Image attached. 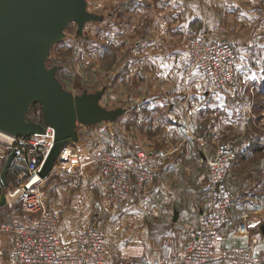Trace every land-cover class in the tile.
Instances as JSON below:
<instances>
[{"label":"crops","instance_id":"crops-1","mask_svg":"<svg viewBox=\"0 0 264 264\" xmlns=\"http://www.w3.org/2000/svg\"><path fill=\"white\" fill-rule=\"evenodd\" d=\"M168 22L161 21L165 26ZM185 24L171 22L183 30ZM211 25L210 28L214 26ZM165 26L152 36L148 54H140L143 61L153 66L147 71L151 82L142 81L136 100L121 105L118 119L105 122L107 128L90 124V132H98L100 142L110 150L130 156L134 144H139L146 151L166 153L165 163L154 184L140 197L119 202L109 194L99 171L89 162L91 144L72 140L78 145L83 163L79 183L73 185V174L63 172L48 184L49 204L62 215V250L72 248L70 235L77 223L100 221L105 210L112 214L123 205L136 209L141 219L137 224L141 226L133 232L120 228L125 231L121 235L112 233V225L109 226L107 254L113 264H152L157 258L177 253L187 242L205 203L208 169L199 157L213 155L225 143H231L236 151L227 178L233 194L232 219L222 229L224 239L219 246H241L255 240L264 261V142L255 126L256 112H251L254 104L244 95L241 85L214 84L200 70L184 68L185 63L175 67L178 60H187L188 46L184 33L164 31ZM98 104L106 109L99 100ZM86 124L77 122L74 131L76 127L87 128ZM7 178L13 183L17 175ZM9 211L6 204L0 206V218ZM244 214H248L249 233L241 234L238 225ZM0 264H16L12 236L1 230Z\"/></svg>","mask_w":264,"mask_h":264},{"label":"rangeland","instance_id":"rangeland-1","mask_svg":"<svg viewBox=\"0 0 264 264\" xmlns=\"http://www.w3.org/2000/svg\"><path fill=\"white\" fill-rule=\"evenodd\" d=\"M82 1L81 15L71 19L61 30L59 37L48 50L44 67L54 71L53 81L62 91L73 97L93 95L98 98L102 106L113 112V116L98 120L96 123L86 124L87 128L76 127L75 137L68 139L69 141L63 140L61 149L68 145L78 149V145L72 143V140L91 144L89 147L92 154L101 148L109 149L100 142L98 132L97 135L90 132V124H96L97 128H107L105 122L118 119L121 105L136 100L137 93H141L142 81L144 84L151 82L147 71H150L153 66H150V62L143 61L140 54L143 52L148 54L152 36H157L158 31L162 32V26L165 25L161 21L168 20L164 31L184 33L185 41L189 28L204 26L212 31L215 38L232 43L236 53L237 75L234 84L244 87V95H247V99L254 104L251 112H256L255 126L259 127L257 128L258 137H262L261 142H264V0ZM173 21L178 22L179 26H184V22H187V25L185 24L184 30L178 29L174 27L175 25H171ZM209 24L214 26L210 28ZM217 32L221 35L220 37L216 36ZM163 38L166 37L163 36ZM153 52L156 51L153 50ZM181 63H185L184 68L187 70L198 69L188 66V57L185 61L178 60L175 67L180 68ZM24 119L43 126L42 121L45 117L42 103L31 102ZM11 148V138L8 139L0 134V177ZM199 162L206 165L200 157ZM59 164L60 162L56 159L47 181L48 201L49 182L58 174L65 172L58 169ZM20 169L15 164L9 165L6 178H16ZM7 183H10L8 178ZM13 183H17V178L13 180ZM105 186L108 191L106 183ZM98 208L102 206L97 205ZM119 208L111 214L109 211H104L103 207V218L97 221L107 230L109 238L111 225L112 233L116 232L119 235L125 232L120 231V228L133 232L141 226L137 224L141 219L136 209L123 205H119ZM9 214L6 213L5 217L0 218V230L5 233L9 232L2 230L1 224L10 218ZM60 252H63L62 247Z\"/></svg>","mask_w":264,"mask_h":264},{"label":"built area","instance_id":"built-area-1","mask_svg":"<svg viewBox=\"0 0 264 264\" xmlns=\"http://www.w3.org/2000/svg\"><path fill=\"white\" fill-rule=\"evenodd\" d=\"M186 41L188 66L198 68L217 84H234L236 53L230 41L215 38L212 31L204 26L189 28ZM42 124L43 132L12 134L11 138L12 162L21 170L17 173L16 184L3 187L10 218L2 222L1 229L12 236L15 263L113 264L107 254L108 232L97 221L87 225L77 223L70 235L72 248L60 252L62 218L49 204L46 188L53 169L46 175L40 174L55 142V128L45 119ZM165 157L163 152H148L135 144L130 156L101 148L90 156L89 162L99 171L110 194L119 202H128L140 197L154 184ZM235 157L236 151L231 143H225L213 155L200 156L208 169V185L198 221L177 253L157 258L152 264H264L256 250L255 240L241 246H219L224 239L222 229L232 219L233 194L227 178ZM57 160L60 162L58 169L73 174V185H77L83 166L77 147H64ZM247 216L244 214L238 225L241 234L249 233Z\"/></svg>","mask_w":264,"mask_h":264},{"label":"water","instance_id":"water-1","mask_svg":"<svg viewBox=\"0 0 264 264\" xmlns=\"http://www.w3.org/2000/svg\"><path fill=\"white\" fill-rule=\"evenodd\" d=\"M82 8V0H0V128L16 135L43 132L42 125L24 119L31 102L42 103L55 142L41 175L51 170L62 141L75 137L77 122L113 116L93 95L73 97L62 91L53 81L54 71L44 67L50 46ZM13 157L10 153L0 177V206L7 202L3 187ZM261 229L264 233V224Z\"/></svg>","mask_w":264,"mask_h":264},{"label":"bare ground","instance_id":"bare-ground-1","mask_svg":"<svg viewBox=\"0 0 264 264\" xmlns=\"http://www.w3.org/2000/svg\"><path fill=\"white\" fill-rule=\"evenodd\" d=\"M0 134L3 135L4 137L8 138V139L9 138H12V136H13L11 132L5 131V130H3L1 128H0ZM51 150H52V148L50 149V152L48 153L47 158H46V161L43 163V165L41 167V170L43 169L44 165L46 164V162L50 158V156H51Z\"/></svg>","mask_w":264,"mask_h":264},{"label":"trees","instance_id":"trees-1","mask_svg":"<svg viewBox=\"0 0 264 264\" xmlns=\"http://www.w3.org/2000/svg\"><path fill=\"white\" fill-rule=\"evenodd\" d=\"M261 148L264 149V145Z\"/></svg>","mask_w":264,"mask_h":264}]
</instances>
